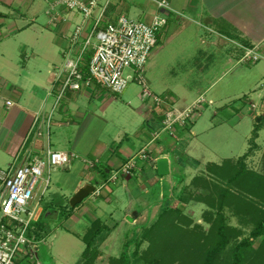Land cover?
Here are the masks:
<instances>
[{
	"label": "crops",
	"instance_id": "1",
	"mask_svg": "<svg viewBox=\"0 0 264 264\" xmlns=\"http://www.w3.org/2000/svg\"><path fill=\"white\" fill-rule=\"evenodd\" d=\"M37 1L0 0V94L14 102L8 107L4 100H0V165L8 166L20 148L22 159L23 155L41 151L47 142L45 138H40L34 131H30L31 124L42 104V112L45 113L53 102V94L58 83L53 82L52 72L55 66L61 63L59 54L61 55L62 47L66 44L61 34L66 31L67 26L66 24L52 26L47 20L45 25L35 24L39 17L37 12H33L30 18L27 15ZM39 1L45 3V0ZM168 1L173 10L183 15L177 17L174 13L170 14L168 24L159 33L160 36L162 32L165 33V44L173 45L175 52L173 78L191 74L193 78L201 79L218 72L214 75L216 79L203 91H198L191 99L192 102L218 79L232 73L240 64H249L239 61L244 47H255L257 52L262 54L260 60L253 64L254 68L248 69L264 80V0ZM138 2L143 20L148 21L155 11V5L150 0ZM127 5L125 2V8ZM7 19L9 23H6ZM29 26L33 30V39L29 40L27 45H22L21 51L20 47L17 49V55L20 54V59H17L14 50L17 44L14 39L21 36ZM29 47L32 51L30 57H27L25 50L30 49ZM184 52L186 53L183 54ZM220 63H225V67H220ZM16 66L22 68L21 73L16 72ZM245 70L247 69L243 71ZM2 73L4 75H1ZM262 84L260 87L264 93ZM48 92L51 93L50 96L47 95ZM120 95L121 98H128L127 94ZM136 96L139 103L134 107L130 106L133 103L130 99L127 103L124 101L131 112L122 110L119 116L108 118V114L110 115L108 108L114 96L99 87H88L77 92L68 91L61 105L53 112L49 147L77 155L69 164L60 167L70 181L69 184L67 181L64 184L69 185L68 189L72 195L85 184H103L99 195L87 197L92 200L98 196L101 199L100 203L87 206L80 202V205H76L69 212L64 221L68 226V232L75 234L72 226L81 221L86 224L85 235L92 224L98 222L99 226L109 228L107 236L102 241V243L107 241L108 244L123 224L111 218L115 209H112L113 212L111 211L109 215L111 223L98 218V213L104 206L116 207L114 204L116 201L119 202L118 199H121L122 195H126L124 208H121L122 223L131 226L132 221H140L153 207L174 206L180 209L191 207L193 201L190 199H187L188 202L180 200L187 198L183 190L184 185L190 182L186 180H192L190 179L192 175L189 174H198L195 170L204 164L191 153L192 150L199 151L197 130L192 125L186 129L178 127L179 139H174L165 132L153 139V133L160 128L161 116L154 112L150 100L141 99L140 91ZM101 101L102 105L99 103ZM211 103L213 101L209 99L208 104ZM114 124L125 125L123 130L135 129L133 140L125 144L122 143L123 139L116 142V137H112V132L108 130ZM212 124L213 122L207 126L202 123L200 127L205 126L203 130H208ZM52 135L54 140L51 138ZM144 146L149 149L150 160L137 163L136 169L130 175L117 176L120 177V182H116L117 178L110 179L111 170H118ZM84 158L97 159L98 162L89 169L84 164ZM116 185L119 186L115 187ZM119 188L123 192L116 194L115 191ZM91 200L87 202L90 203ZM65 239L72 245L73 239L69 236ZM69 243L66 244L67 248L70 246ZM64 246L57 250L62 257L71 251ZM42 258L43 255L40 258L42 264H49ZM50 259L51 264H57V259L54 260L52 257ZM95 263L94 261L93 264ZM15 264L28 263L25 259L18 258Z\"/></svg>",
	"mask_w": 264,
	"mask_h": 264
},
{
	"label": "rangeland",
	"instance_id": "2",
	"mask_svg": "<svg viewBox=\"0 0 264 264\" xmlns=\"http://www.w3.org/2000/svg\"><path fill=\"white\" fill-rule=\"evenodd\" d=\"M124 1L128 3L126 7L128 17L143 20L139 0ZM141 5L143 6V3ZM47 7L46 2L38 0L29 10L27 17L30 18L33 12H37L39 17L34 23L45 25L48 18L45 13ZM8 20L6 23H9ZM32 33L33 30L29 26L21 36L14 39L17 44L14 49L17 59H20L17 49L20 47L21 51L22 45H27L29 40L33 39ZM158 40L145 65V77L155 94L171 93L175 99V106L185 108L191 104V99L198 91H203L216 79L214 75L218 72L201 79H195L190 76L191 74L173 78L175 57L173 45L165 44L166 36L163 32L161 36L159 34ZM25 51L26 56L30 57L31 48ZM59 57L62 61L60 54ZM225 65L219 64L222 68ZM250 67H253V64H240L232 73L218 79L200 97L198 96L201 103L196 106L200 104L201 108L197 109L199 112L192 127L197 130L199 136L197 137L199 151L192 150L194 152L191 153L204 164L195 170L198 174H189L192 175L190 177L192 180L187 179L186 182H190L184 185L186 200L193 201L191 207L185 209L183 207V215L180 212L163 214L164 206L153 207L140 221H132L131 226L122 223V209L126 200V195H122L121 199H118L119 202L116 201L114 204L116 207L107 205L98 213V218L111 223L109 215L112 209H115L111 218L121 222L123 226H120L108 244L107 241L98 243L97 247L102 249H98L100 255L94 260L95 264H118L125 243H127L125 251L131 264H203L208 257L211 258L209 264L234 262L235 246L245 238L250 239V233L256 224L264 222V118L261 120L264 116V93L260 87L261 83L264 85V80L260 79L257 73L249 71ZM243 68L247 70L243 71ZM21 70L20 66H16L17 73H21ZM139 91L140 87L132 82L121 93L127 94V99L121 98L120 94L113 95L114 99L108 108L110 110L108 118L119 116L122 110L131 112L124 101L127 103L130 99L133 102L130 106L138 105L139 99L136 95ZM209 99L213 103L208 104ZM99 103L102 105L103 101ZM212 122V127L208 130H203L205 126L200 127L202 123L208 126ZM123 126L125 128L123 124H114L108 130L112 132V137H116V142L123 139L122 143L125 144L133 140L135 129L123 130ZM255 127L256 136H253ZM51 138L54 140V135ZM140 161L137 159L138 163ZM217 165L221 167L228 165V171L223 174V178L213 169ZM6 167L7 165H0V169ZM63 172L60 167L51 170L48 186L42 194L40 189L36 191L31 204L32 206L39 201L41 208L39 226L42 225V228L40 227L42 231L38 230L44 240L39 244L38 255L40 258L43 255L42 259L49 264L52 263L51 257L57 259V264H81L85 243L80 237L84 235L86 224L80 221L79 224L72 226L75 234L68 232V226L64 224L65 218L74 207L69 206L72 193L68 189L69 185L66 186L64 183L67 181L69 184L70 181L66 178L68 175H64ZM114 172V169L111 170L110 175ZM194 178L198 179L194 181ZM116 182H120V177ZM117 186L119 185L115 187ZM119 192L123 191L120 188L115 191L116 194ZM88 200L91 199L84 198L82 204L95 206L101 202L98 196L90 203ZM220 229L226 238V244L222 248H218ZM66 236L73 239L74 244L70 245L65 239ZM251 240L252 244L243 250L239 264H264V234ZM67 243L71 251L62 257L57 250L64 245L68 250Z\"/></svg>",
	"mask_w": 264,
	"mask_h": 264
},
{
	"label": "built area",
	"instance_id": "3",
	"mask_svg": "<svg viewBox=\"0 0 264 264\" xmlns=\"http://www.w3.org/2000/svg\"><path fill=\"white\" fill-rule=\"evenodd\" d=\"M155 11L148 21L134 19L126 14L125 2L121 0H45L49 25L66 24L61 34L66 41L62 47V61L55 66L53 82L58 83L53 102L48 112L42 107L35 113L31 130L47 142L41 151L23 155L18 150L5 169H0V264H14L23 258L28 264H42L38 237L39 230L34 223L39 219V201L31 206L36 191L44 192L50 182V171L66 166L77 157L73 152L54 150L49 147L51 117L61 105L68 91L99 87L113 96L122 93L129 83L140 87V97L150 100L152 109L158 113L160 128L153 133V139L167 132L179 139L178 127L192 125L201 108L193 101L185 108L175 106L172 94H155L145 77V65L158 43V34L169 22V15L183 16L172 9L168 0H150ZM262 54L255 47H244L241 62L254 64ZM51 95L50 92L47 93ZM9 107L14 104L0 94ZM23 147V146H22ZM148 147L144 146L116 170L110 179L132 174L137 159L150 160ZM92 169L97 159H83ZM44 173L46 176L44 177ZM103 184L95 186L91 195H99Z\"/></svg>",
	"mask_w": 264,
	"mask_h": 264
},
{
	"label": "trees",
	"instance_id": "4",
	"mask_svg": "<svg viewBox=\"0 0 264 264\" xmlns=\"http://www.w3.org/2000/svg\"><path fill=\"white\" fill-rule=\"evenodd\" d=\"M263 118H264V116H262L261 120ZM256 130H257V127H255V129L253 131V136H256ZM220 167L221 166L217 165L213 169L216 170V173H217V175L219 174L218 175L219 177L223 178V174H226V172L228 171V169H227L228 165L222 166L221 168ZM243 169H244V167H243ZM197 179L198 178H194V181ZM205 181L206 180H204V182ZM183 199L186 200V198H183ZM180 201H182V199ZM187 201L188 200H186V202ZM163 211H164V213L162 212L163 214L171 213V212H180L181 215H183L182 214L183 209L176 208V207L173 208L172 206H165ZM39 219L34 223V225L37 227V229L42 231L40 229V227L42 228V225L39 226ZM222 227L224 228V225H222ZM108 231H109L108 227L99 226V223L95 222L94 224H92V226L88 230V232L81 237V239L85 243V249L82 253V263L81 264H93L94 260L99 255L97 245L100 241L102 242L105 239ZM219 231H220V240L218 242V248H222L226 244V238H225L224 234L222 233L221 229ZM262 234H264V222L260 221L256 224L254 229L251 231L250 239H249V237L245 238V239L241 240L235 246V248H234V262L232 264H239L241 257H242L243 250L246 247L248 248L252 244L251 238L252 239L257 238ZM41 235L42 234L38 233V237H40ZM123 246H124L123 252L121 253L120 257L118 258L120 260L117 261V263L118 264H131V262H129V260H130L129 257L127 256L128 254L125 251V248H127V243H125ZM112 260H114V259H112ZM210 261H211V258L208 257V259L203 264H209Z\"/></svg>",
	"mask_w": 264,
	"mask_h": 264
},
{
	"label": "water",
	"instance_id": "5",
	"mask_svg": "<svg viewBox=\"0 0 264 264\" xmlns=\"http://www.w3.org/2000/svg\"><path fill=\"white\" fill-rule=\"evenodd\" d=\"M96 184H85L78 188L69 199V206L75 207L77 204L82 202L84 198L91 195L95 189Z\"/></svg>",
	"mask_w": 264,
	"mask_h": 264
}]
</instances>
